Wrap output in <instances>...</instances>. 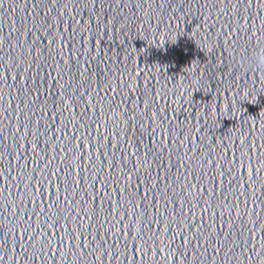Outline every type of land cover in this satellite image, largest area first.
Segmentation results:
<instances>
[{"label":"water","instance_id":"water-1","mask_svg":"<svg viewBox=\"0 0 264 264\" xmlns=\"http://www.w3.org/2000/svg\"><path fill=\"white\" fill-rule=\"evenodd\" d=\"M264 0H0V264H264Z\"/></svg>","mask_w":264,"mask_h":264},{"label":"clouds","instance_id":"clouds-1","mask_svg":"<svg viewBox=\"0 0 264 264\" xmlns=\"http://www.w3.org/2000/svg\"><path fill=\"white\" fill-rule=\"evenodd\" d=\"M251 64L257 69H264V49H261L252 57Z\"/></svg>","mask_w":264,"mask_h":264}]
</instances>
